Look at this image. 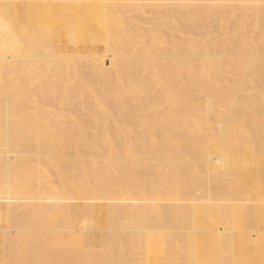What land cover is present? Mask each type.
I'll return each instance as SVG.
<instances>
[{
	"label": "bare ground",
	"instance_id": "bare-ground-1",
	"mask_svg": "<svg viewBox=\"0 0 264 264\" xmlns=\"http://www.w3.org/2000/svg\"><path fill=\"white\" fill-rule=\"evenodd\" d=\"M263 174L264 0H0L8 242L31 215L47 262L264 264Z\"/></svg>",
	"mask_w": 264,
	"mask_h": 264
},
{
	"label": "rangeland",
	"instance_id": "rangeland-1",
	"mask_svg": "<svg viewBox=\"0 0 264 264\" xmlns=\"http://www.w3.org/2000/svg\"><path fill=\"white\" fill-rule=\"evenodd\" d=\"M235 3H238V2H235ZM85 46V43H83L82 44V49H83V47ZM107 59L108 58H106V61H107ZM106 63H108V61L106 62ZM264 175V174H263ZM263 175H261V177H262V181H264V179H263ZM253 189H249V192H251ZM255 190H253V194H252V196H250V193H249V198L252 200H254V201H249V203H252V204H257V203H264V201H259V200H257V196H256V192H254ZM255 194V195H254ZM252 197H255V199L254 198H252ZM249 199V200H250ZM204 200V199H203ZM203 202H205V203H212V202H217V201H210V200H207V198H205V200L203 201ZM32 216L30 215V216H27V217H25L24 219V221H22V219L20 220V221H22L20 224H21V226H24L26 223H27V221H28V223L29 222H31V224L29 223H27L26 225L27 226H25V227H27L26 229L27 230H31V232L30 231H27L26 229L23 231L22 230V232L19 234V233H17V236H18V234L20 235V237L18 236H16V232H11V233H14L15 234V238L12 236L11 238L13 239V241H11L12 239H10V242H12L11 244L12 245H10V242H8V239H9V237L10 236H7L8 234V232H5L6 230L5 229H1L0 228V263L1 262H3L2 264H8V261L10 260V261H12V262H9V264H14V262H13V260L15 261V260H17L16 261V263L15 264H21V263H23V264H27L28 263V260L30 259V261L33 259V261H31V262H29L28 264H35V263H37V264H58V263H56V262H47L46 260H44L43 261V257H44V253L43 252H45L44 250H45V242H44V239L46 238L45 236H42V233H41V231H40V228H42V223H45L44 221L42 222V217H36V216H33V218H35V223H33L34 221H32V219L33 218H31ZM30 218V220H27V219H29ZM8 220H9V223H11L10 221H12V219H8L7 218V216H6V214H3V216L1 215L0 216V226L1 225H6V224H8ZM34 220V219H33ZM23 222H26V223H23ZM38 224H37V223ZM41 223V225H39L40 223ZM24 224V225H23ZM10 225V224H9ZM31 226V227H30ZM35 226V227H34ZM37 226V227H36ZM29 228V229H28ZM33 229V230H32ZM1 230H2V232H1ZM36 232V233H34V232ZM5 234H4V233ZM10 233V234H11ZM34 233V234H33ZM54 232H50V237H54L55 235L53 234ZM4 236H3V235ZM7 234V235H6ZM21 234H23V235H21ZM34 235V237H35V239H34V237H33V235ZM32 235V236H31ZM6 237H7V239H6ZM43 237V238H42ZM56 237H58L57 235H56ZM3 238H5V240L3 239ZM42 238V239H41ZM22 239V240H21ZM24 240V241H23ZM53 240V239H52ZM3 241H5V242H3ZM34 242V243H33ZM17 243V244H16ZM23 243H25L24 245H23ZM4 244V245H3ZM8 244V245H7ZM22 244V245H21ZM27 244V245H26ZM33 244V245H32ZM35 244V245H34ZM5 245H6V247H5ZM10 245V246H9ZM19 245H20V247H19ZM17 246V247H16ZM25 246H27V248H25ZM44 246V247H43ZM11 247V248H10ZM21 248V250L19 251V249ZM22 248H23V250H22ZM31 248V249H30ZM5 250V252H4V250ZM10 249H11V251H13L14 249H17L16 251L18 252H16L15 251V254L16 255H18V257H19V261H18V257H16L15 256V254H14V252H11L10 253ZM39 249V250H38ZM7 251H9V252H7ZM25 251V252H24ZM23 254H22V253ZM8 253V254H7ZM12 254L13 255V257H11L10 256V254ZM26 253V254H25ZM5 254V255H4ZM20 254V255H19ZM4 256H6L5 258H4ZM14 256H15V259H13L14 258ZM12 259H11V258ZM6 258H7V260H6ZM4 259L6 260V261H4ZM9 259V260H8ZM115 259V258H114ZM36 261V262H35ZM116 261V260H115ZM34 262V263H33ZM105 264H107L106 262H105Z\"/></svg>",
	"mask_w": 264,
	"mask_h": 264
}]
</instances>
